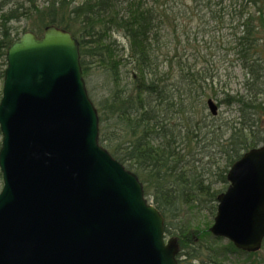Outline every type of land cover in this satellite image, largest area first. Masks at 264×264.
Returning <instances> with one entry per match:
<instances>
[{"label":"trees","instance_id":"obj_1","mask_svg":"<svg viewBox=\"0 0 264 264\" xmlns=\"http://www.w3.org/2000/svg\"><path fill=\"white\" fill-rule=\"evenodd\" d=\"M195 18L204 32L227 29L223 74L197 69V33L184 23ZM23 21L22 34L42 37L49 26L70 32L84 79L94 65L102 72V94L87 87L100 145L143 183L166 238L179 241L178 264H263L258 253L214 238L211 223H193V215L215 218L231 167L264 145V0H0V101L7 50ZM209 100L228 114L214 117Z\"/></svg>","mask_w":264,"mask_h":264},{"label":"water","instance_id":"obj_2","mask_svg":"<svg viewBox=\"0 0 264 264\" xmlns=\"http://www.w3.org/2000/svg\"><path fill=\"white\" fill-rule=\"evenodd\" d=\"M0 101V264H178L139 177L100 145L80 43L46 27L7 50ZM213 116L214 101H208ZM210 232L246 253L264 241V145L230 169ZM167 242V245H166Z\"/></svg>","mask_w":264,"mask_h":264},{"label":"rangeland","instance_id":"obj_3","mask_svg":"<svg viewBox=\"0 0 264 264\" xmlns=\"http://www.w3.org/2000/svg\"><path fill=\"white\" fill-rule=\"evenodd\" d=\"M184 23L188 25L187 29L191 30L192 29V35L195 34V31L197 33L196 39L197 42L199 43L197 45V49L202 51L201 55V62L197 65V69L207 67L210 70L217 72L219 71L221 74H223V71L226 69V67L230 66V60L231 57L224 58V52L222 50V43L226 42V36H227V29H222V31H208L204 32L203 31V26L201 25V22L199 19L195 18L192 23L184 20ZM28 24L23 21L21 23L16 24V28H18L20 32V36L22 35V30L24 27H26ZM169 26V25H168ZM191 27V29L189 28ZM229 29V28H228ZM195 30V31H194ZM231 31V29H229ZM171 33V32H170ZM169 39L170 43L174 46L175 42L171 35L169 34ZM230 37V36H229ZM115 39L117 40L118 44L120 45L121 48H124L127 52V41L122 38V36H116ZM188 48V52H192L193 49V44L186 46ZM171 48V47H170ZM167 50H164L166 53ZM196 51V50H195ZM234 76H237V78L241 77V74L239 75L238 72ZM103 74L101 71H99L98 67L94 65V69L91 71L90 75L88 78L85 80L87 87L91 88V90L100 96L102 94V87H103ZM4 83V82H3ZM89 83V84H88ZM1 86V82H0ZM3 87V85H2ZM3 89V88H2ZM216 102V101H215ZM217 103V102H216ZM219 113H226V108L221 107L218 109ZM228 114V111L227 113ZM0 143H2V136H0ZM1 173V172H0ZM228 185H226V189L228 188ZM3 188V178H0V190ZM1 192V191H0ZM194 219L193 223L197 222V224H202V225H207L211 223V225L214 223V217L209 216L208 214L205 213H199V214H194ZM210 225V226H211ZM224 243H228L229 241L223 239ZM259 258L262 259V263L264 264V244L262 245L261 250L258 253ZM242 262H244L243 258L241 259ZM235 258L232 256L228 257V262H234Z\"/></svg>","mask_w":264,"mask_h":264}]
</instances>
